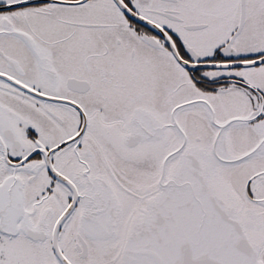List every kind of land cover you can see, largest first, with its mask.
Returning a JSON list of instances; mask_svg holds the SVG:
<instances>
[{
  "label": "snow or ice",
  "instance_id": "6c2138e0",
  "mask_svg": "<svg viewBox=\"0 0 264 264\" xmlns=\"http://www.w3.org/2000/svg\"><path fill=\"white\" fill-rule=\"evenodd\" d=\"M0 264H264V0H0Z\"/></svg>",
  "mask_w": 264,
  "mask_h": 264
}]
</instances>
